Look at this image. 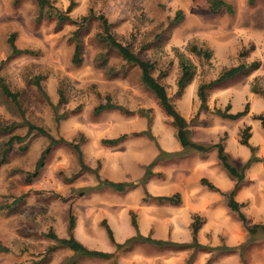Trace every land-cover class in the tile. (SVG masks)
Masks as SVG:
<instances>
[{"label": "rangeland", "instance_id": "obj_1", "mask_svg": "<svg viewBox=\"0 0 264 264\" xmlns=\"http://www.w3.org/2000/svg\"><path fill=\"white\" fill-rule=\"evenodd\" d=\"M73 1L68 13L72 19L90 11L103 14L118 41L154 63L151 74L189 122L190 139L204 144L222 141L239 168L249 158L245 152L251 153L240 143L242 129L250 126L248 142L260 160L246 169L247 182L234 197L243 203L241 210L250 223L264 224V126L256 117L264 115V0H223L231 9L222 6L215 12L211 5L217 0ZM69 2L50 0L52 7L40 9L36 0H0V76L15 94L14 99L0 87V244L8 248L0 251V264H264V232L258 231L239 249L249 234L237 214L227 208L225 196L218 191H214L216 197L206 196L205 190H197L198 184L206 187L200 183L207 173L204 164L221 166L215 149L204 154L175 149L178 139L171 118L142 83L139 68L96 39L102 30L97 19H90L80 30L81 61H72L77 26L70 22L59 26L55 16ZM12 32L16 47L25 51H12L8 41ZM194 44L208 48L210 57L191 52ZM179 54L190 59L195 73L177 95ZM254 60L259 67L250 74L207 89L208 109L198 110L200 83L213 80L230 66ZM223 87H229L224 94L210 95ZM105 95L133 112H94ZM246 102L248 117L230 121L214 113L227 104L230 112L234 107L243 109ZM140 110L148 111L141 114ZM29 124L54 138L80 143L87 168L81 169L71 145L59 143L50 148L38 175L28 180L49 143L48 136L29 131ZM123 133L127 136L115 145L102 142ZM15 136L21 139L10 141ZM159 151L163 153L143 183L146 167ZM102 179L136 186L119 192L101 186ZM145 192L150 196L178 192L180 202L160 203L145 198ZM131 212L140 234L181 243L192 241L191 222L199 215L196 238L200 244L237 249L220 253L145 242L117 249L102 220L112 229L115 242L123 243L135 234ZM69 213L75 217V238L90 249L112 252L111 258L84 257L54 247L56 242L47 233L66 237Z\"/></svg>", "mask_w": 264, "mask_h": 264}, {"label": "trees", "instance_id": "obj_2", "mask_svg": "<svg viewBox=\"0 0 264 264\" xmlns=\"http://www.w3.org/2000/svg\"><path fill=\"white\" fill-rule=\"evenodd\" d=\"M252 1V0H249ZM37 4L39 5L40 9H43L45 6L52 7L50 0H36ZM222 6H227L229 10L231 9L230 5L225 3L223 0H217L214 1L211 5V10L215 12L218 8ZM74 7V1L70 0L67 8L65 11L56 10L55 16L57 19V24L60 26L62 23L70 22L72 24H75L77 27L73 31L72 38L76 40L75 43V49H74V55L72 58V61L74 63H79L81 61V44L79 42V33L80 30L84 28L87 21L90 19H97L100 22V25L102 27V30L100 32H97L95 34V37L98 41L103 43L108 49L115 50L123 60H125L127 63H131L136 65L140 70V78L142 83L155 95V97L158 100V103L164 113L171 118V122L173 126L176 128V136L177 139L181 145V149L183 151H187L189 149L195 150L199 153H206L210 151L211 149H215L216 151V157L218 159L219 164L222 168L226 170V172L231 176L234 180V186L231 190L228 191H221L218 187H216L213 183H211L207 178L201 177L200 183L202 185H205L208 189L213 191H218L221 194L225 196L226 206L231 211L235 212L239 218V220L246 226V229L249 234V238L246 240V242L239 246V249L244 247L247 243L251 242L253 239V236L258 231L264 232V224L261 223H250L243 211L241 210V207L243 206L242 202H238L234 195L236 191L247 182L245 171L247 168H249L254 162L259 161L260 159L255 155L254 151L255 148L251 146L248 142V139L250 137V126H245L240 135V143L243 145H246L250 148V156L249 158L238 168L235 164L232 163L230 160L231 157L228 152L225 151L224 145L222 141H219L217 143L212 144H204L200 142L193 141L189 137V128L187 120L178 112V110L175 108L174 104L172 103L170 97L168 96L166 92L165 86L151 74V71L154 68V63L141 58L139 55H137L135 52H133L130 47L127 44H123L120 41H118L115 37V35L112 33L111 30V23L108 21V19L103 14L94 15L92 11L89 12V14L81 16L78 20L72 19L71 16L68 15V13L73 9ZM50 15V14H49ZM178 18V16H177ZM14 36L15 33H11L9 36V44L13 52H21L25 50H20L16 47L14 44ZM190 51L193 53H196L200 56H203L204 58H209L211 55V52L208 48L199 47L197 45H191ZM179 66H180V73L176 80L177 85V95H180L183 92V89L190 83L192 80L194 73H195V66L190 61L189 58L185 57L183 54H179ZM259 67V61L254 60L248 64L246 63H239L234 66H230L223 71L219 73V75L214 78L213 80H210L205 83H200L197 86V96L199 98V107L198 110H207L208 106L206 104V98H207V92L206 90L216 86L223 81L232 78L234 76L239 75H248L253 70L257 69ZM0 87L2 91L15 99V94L12 93L7 85L4 83L3 78L0 76ZM104 102L99 103L97 106L94 107V112L100 113L105 110L109 109H117L120 111H123L126 114H131L133 111L129 110L127 108H124L122 105L117 104L111 100V97L109 95L104 96ZM230 105H225L224 108H215L214 113L218 115L219 117L229 119V120H237L241 117L245 116L248 113V102L245 103L243 109L236 111V112H230ZM148 110H140L139 113H147ZM196 116V115H195ZM257 118L261 120L262 125L264 126V115H257ZM36 130L37 132L44 134L49 137V143L48 145L41 151L36 163L33 172L28 173L27 179L34 178L38 175L40 169L44 166V160L46 155L49 153L50 148L54 145H57L59 143H68L71 145L74 150L77 153L81 169L87 168V166L82 161V151L80 148V143L73 142V141H67L64 138H54L50 136L42 127L35 126L33 124H29V131ZM148 136H152L151 133L146 130ZM127 136L126 133H123L117 137L113 138H104L102 139V142L108 145H115L119 141H121L123 138ZM81 140L83 139V136H80ZM14 139H21L19 136H15L14 138H11L10 141ZM163 153V151H159V154L155 157L153 161H151L145 170V173L143 174L142 182L144 183L150 175H152V172L150 171V167L156 162V160L159 158V155ZM99 184L104 187L111 188L115 191H125L131 188H134L136 186L135 182H128V181H112L109 179H102L99 180ZM145 198L146 197H153L160 203H168L176 205L180 202V194L178 192L172 194V195H160V196H150L148 192H145ZM201 222V217L199 215H195L193 217V220L191 222V233H192V241L191 242H174L170 240H164V239H158V238H152L149 235H142L138 232L137 229V222L135 214L131 212V224L135 228V234L128 239H126L123 243H117L114 240L113 232L110 226L107 224L106 220H102V225L104 226L106 233L112 243L115 244L116 248H122V247H128L132 243L135 242H145L152 245H155L157 247H196V248H206L210 251H218L220 253H226V252H233L237 248L233 246H215V247H209L204 246L200 244L197 241L196 234L199 229V224ZM75 226V217L72 213H69V220H68V235L66 237H59L54 232L49 231L47 233V237L54 240L55 246H60L67 248L74 253L84 256V257H98V258H104L108 259L113 256L112 252L97 250V249H90L87 246H85L82 242H80L78 239L75 238L73 234V229ZM0 251H8V248L0 244Z\"/></svg>", "mask_w": 264, "mask_h": 264}, {"label": "crops", "instance_id": "obj_3", "mask_svg": "<svg viewBox=\"0 0 264 264\" xmlns=\"http://www.w3.org/2000/svg\"><path fill=\"white\" fill-rule=\"evenodd\" d=\"M253 75L256 76L257 74H253ZM228 88L229 87L220 88L219 92H216V90H215L210 95L213 94V97L216 96V95H222V94H224V91L228 90ZM239 110H241V108L239 109V107H234L231 112H236V111H239ZM247 114L245 116H243V117H248ZM243 117H241L240 119H242ZM223 119H225V118H223ZM225 120H228V119H225ZM237 120H239V119H237ZM230 121H232V120H230ZM233 121H236V120H233ZM229 144H230V140L228 139L227 140V146H229ZM175 149H177V150L181 149V145H180L179 141H175ZM227 152H229L230 155L232 156L230 148H229V151L227 150ZM236 155H237V153H236ZM245 155L250 156L249 152L247 153V151L245 152ZM208 163H211V162H208ZM256 165L258 166L259 164L257 163ZM204 166L207 168V173L205 174V176H202V177L207 178L211 183H213L221 191H228V190H231L233 188L235 180L231 176H229V174L226 172V170L224 168H222L221 166L217 165V163L216 164H213V163L204 164ZM254 168H256V166ZM198 189L199 190L200 189L205 190L206 191V196L212 195V197H216L214 191L209 190L206 187L201 186L200 184H198L197 190Z\"/></svg>", "mask_w": 264, "mask_h": 264}]
</instances>
